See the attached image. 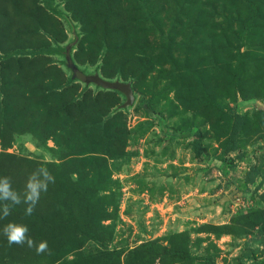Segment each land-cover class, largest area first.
Here are the masks:
<instances>
[{
  "label": "rangeland",
  "instance_id": "rangeland-1",
  "mask_svg": "<svg viewBox=\"0 0 264 264\" xmlns=\"http://www.w3.org/2000/svg\"><path fill=\"white\" fill-rule=\"evenodd\" d=\"M260 108L264 0H0V176L55 177L0 219V264H240L264 244Z\"/></svg>",
  "mask_w": 264,
  "mask_h": 264
},
{
  "label": "clouds",
  "instance_id": "clouds-1",
  "mask_svg": "<svg viewBox=\"0 0 264 264\" xmlns=\"http://www.w3.org/2000/svg\"><path fill=\"white\" fill-rule=\"evenodd\" d=\"M54 183L55 177L46 166L38 167L29 174L22 193L13 188L11 177L0 176V202H4L0 205L2 207L0 219H6L11 214L12 208L21 203L27 205L26 214L31 215L40 200L41 193H46L49 185ZM28 233V226L21 222L10 221L3 227V234L10 245L26 243L28 247L35 246L37 254L48 250L47 241L36 244Z\"/></svg>",
  "mask_w": 264,
  "mask_h": 264
},
{
  "label": "trees",
  "instance_id": "trees-1",
  "mask_svg": "<svg viewBox=\"0 0 264 264\" xmlns=\"http://www.w3.org/2000/svg\"><path fill=\"white\" fill-rule=\"evenodd\" d=\"M20 52L22 54H28L33 51L21 50ZM260 112L264 115V108H260ZM243 119H244L243 114L235 113L233 115V124L227 138L226 151H233L236 149V140L241 125L243 123ZM262 256H264V244L260 248L245 247L244 249H242L238 259L240 264H254V263H249V261L257 259Z\"/></svg>",
  "mask_w": 264,
  "mask_h": 264
},
{
  "label": "water",
  "instance_id": "water-1",
  "mask_svg": "<svg viewBox=\"0 0 264 264\" xmlns=\"http://www.w3.org/2000/svg\"><path fill=\"white\" fill-rule=\"evenodd\" d=\"M87 80L94 82L104 88L116 89L123 92L126 96V105L131 104L133 102V92L131 85L128 82L110 81L98 75H89L87 76Z\"/></svg>",
  "mask_w": 264,
  "mask_h": 264
}]
</instances>
